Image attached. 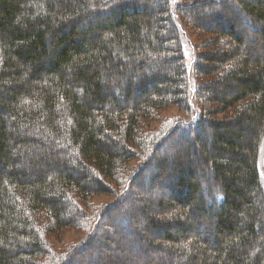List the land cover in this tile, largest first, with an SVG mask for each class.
<instances>
[{
	"label": "trees",
	"instance_id": "1",
	"mask_svg": "<svg viewBox=\"0 0 264 264\" xmlns=\"http://www.w3.org/2000/svg\"><path fill=\"white\" fill-rule=\"evenodd\" d=\"M198 1L216 23H197L202 8L182 0H0V264L54 257L48 237L144 155L58 264H264V0ZM183 22L218 34L199 45L209 70ZM171 104L187 116L137 155L140 119ZM111 212L129 237L116 244L117 228L91 245Z\"/></svg>",
	"mask_w": 264,
	"mask_h": 264
},
{
	"label": "rangeland",
	"instance_id": "2",
	"mask_svg": "<svg viewBox=\"0 0 264 264\" xmlns=\"http://www.w3.org/2000/svg\"><path fill=\"white\" fill-rule=\"evenodd\" d=\"M192 1H193V3H192ZM194 1H196V2H194ZM182 2L183 3L189 2L188 4L185 5L186 6L185 9H187V11H189V12L193 8L201 7V5H199L198 0H182ZM193 5H195V6L193 7ZM237 6L238 5L236 3L230 4V9H229L230 14H239V10H238ZM149 7H151V5H148V8ZM201 8H202L203 12L200 14H195V15H197L195 17V18H197V23H199L200 21L203 23L205 22L204 23L205 25L206 24H208V25L212 24L213 25L214 23H216V21L213 17V14L209 15V13L211 14L213 12L212 11L211 12L210 11H204L205 8H203V7H201ZM214 9H216V7ZM216 11H219V10L217 9ZM222 12H223V10H222ZM177 13H179V12H177ZM187 14H188V12H187ZM224 14L226 15L227 13H224ZM224 14L221 13L220 17H222V15H224ZM229 24L233 25L234 27L238 26L239 28H240V26H242V27L245 26V24L243 23V18L240 17V15L238 16V18H236V21L229 20ZM205 25H203V26L205 27ZM224 25H226V24L223 23V26L221 25V27L225 28ZM183 26L186 28V30L189 31V35L191 36L190 37L191 42L193 44L195 43V45H196V54L199 56V58H198L199 65L202 67L204 66L203 69L206 71V69L210 65H209V62L206 61L204 57H206L208 55L209 47H199V45H200V42L204 41L205 39L210 38V37H214L218 34L206 33L205 31H203L204 27L202 28L198 25L196 27H199L200 29L191 28V26H189V23H187V22H183ZM237 29L238 28H236V30ZM166 33H168V32L166 31ZM254 35H256V34H253V36ZM186 58H188V61H190L191 53L187 54V52H186ZM207 70H209V68ZM208 72H210V71H208ZM162 73H164V72H162ZM207 79H208V77L203 76L202 79H198V80L204 81ZM151 113H152L151 117L150 116L142 117L140 119V124L138 126V133H137V136L135 139V141L139 144V145L137 144L138 148L136 149L137 155H139V151H140V148L142 146L141 144H143L144 141L147 142V141L154 139V141H155L154 144L160 142V139H158V138H160L163 131L166 128H168V126H170V124L173 120L175 121L177 118L187 116V114H186V112H184V110H182L180 107L175 106L173 104L167 105L161 109L153 108ZM218 117L220 118L221 116H218ZM175 146H174V148H176ZM181 146H182V149L183 148L186 149L185 151L188 150V148H185V146H183V145H181ZM168 147H169V145L166 144V151H167ZM146 157H147V155L138 156V158H133L132 160L125 162L123 164V166L118 169L117 179L115 181H112V182L110 181L111 185H110V183L107 185L106 189H108V190L105 193L97 194V195H94L91 197V199L89 200V210L86 212L88 214H86V216L84 217L83 220H80L77 224L74 222L68 221L63 228H61L57 232H54L49 237L47 236L48 237L47 243L49 242L54 247V251H56V255L52 258L43 257L42 259L39 260L40 261L39 264H58V262H60L59 259L62 260L64 258H66L67 256H69L71 254V252L73 251V249H75V247L77 248L79 246H83L87 242V241H85L87 238L86 236L91 232V229H90L91 226L88 225V222H89V219L92 220V218H91L92 214L95 213V215H97L98 211H101L103 209V206H105L107 204L110 205L113 203H117L118 200H120V198L122 196L121 193H122L123 189L119 190V187H121L120 184H121L122 180L135 168L134 166L139 165L138 170H140L142 163H144V161L146 160ZM191 163L194 166V167L192 166V168H195V172L198 175H200V171L202 170V168H201L202 166H200L199 169H197V165L199 164V162L193 160ZM147 172L148 171H146L145 169H143L141 171V177H140V180H138V181L141 183L142 187L141 186L136 187L137 185H135L134 183L130 187V190L133 191V194L131 195V197H129L127 199L126 202H128L129 206L132 208L133 207L136 208V205L138 204L137 198H142V196H143L141 189L145 190V189H147L146 186L149 185V184H147V177H146ZM162 176L163 175L158 176L156 180H159ZM163 199L165 201H170L168 198H165V197ZM126 202L122 203L123 206L124 205L128 206V204ZM125 206H124V208H125ZM121 208L124 211V208L123 207H121ZM81 209L84 210L83 207H81ZM152 210L155 212V214L158 215L159 211L157 210L156 207H153ZM110 214L112 215L113 213L111 212ZM110 214H109L107 219H104L103 227H101V229L99 231H96V232L94 231L95 233L94 232L92 233L94 235L92 237L93 239L91 240V245H92V243L96 244L95 240H98L100 238L99 235L103 236L104 233H107V234H112L115 232L118 233L117 228L123 234L122 235L119 234L120 236L117 234V236H116L117 240L115 241L116 244L122 245L123 241L127 237H129V235H125V233H124L126 230L124 229L125 227L123 226V224L119 223L120 222V219L118 220V218L120 217L119 214L116 215V218L113 215L111 216ZM135 215H133V219H132V221L134 223H135V221H137L140 218L139 216H135ZM159 216L161 217V215H159ZM121 220H123V219H121ZM136 226L142 227V223H141V225L140 224L137 225V223H136V225L133 224L132 229H137ZM122 230H125V231H122ZM142 237H144V235ZM130 246H131L130 244L127 246L125 244V250L124 251L126 252L127 249L130 248ZM142 246H143V248L147 247L143 244V242H142ZM112 247L113 246L110 245V250L112 249ZM125 252H123V253H125ZM147 253L149 254L148 256L150 257V259H152V261H154V262L157 259L159 261L161 260L162 262H164V258H165V260L167 259V257H164L163 254L158 252V251H152V252L147 251ZM116 257L117 258L109 260V263L111 262V264H114V263L115 264H129V263L134 264L130 260H126L125 262L121 261L120 256H116ZM81 258H83V257H80V259ZM69 259H70V261H68V262H70V263H67V264H77V261L79 258H77L74 261H72L71 258H69ZM83 259H85V257ZM104 260H105V258H104ZM171 264H173V263H171Z\"/></svg>",
	"mask_w": 264,
	"mask_h": 264
}]
</instances>
